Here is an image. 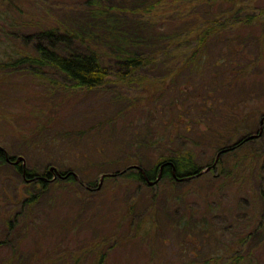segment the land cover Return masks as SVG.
Instances as JSON below:
<instances>
[{
	"label": "rangeland",
	"instance_id": "374dc122",
	"mask_svg": "<svg viewBox=\"0 0 264 264\" xmlns=\"http://www.w3.org/2000/svg\"><path fill=\"white\" fill-rule=\"evenodd\" d=\"M83 1L0 0V60H7L6 38L21 46V34L77 17L75 8ZM227 5L219 0L209 9ZM235 6L247 7L252 19L235 38V32L227 35L235 39L236 66L212 62L200 75L160 71L147 74L148 86H110L120 103L108 88L68 90L54 76L50 88L26 72L0 71V147L8 156L23 157V169L35 170L48 184L29 205L26 199L41 185L29 186L13 165H0V264H97L100 254V264H229L234 255L240 264H264L262 140L223 156L224 172L205 179L154 187L121 176L101 180L106 171L133 165L149 170L174 153H192L204 168L215 159L217 137L231 144L257 135L264 118V0H235ZM225 43L212 41L210 61ZM213 81L225 87L215 91ZM172 82L182 91L170 89ZM42 125H53L44 134L51 143L69 134L70 140H62L68 145L45 146L37 139L27 150L25 141ZM132 130L149 132L145 148L133 147ZM50 167L54 171L44 176ZM67 169L76 182L55 184ZM187 221L201 226L189 232ZM258 226L256 235L245 238Z\"/></svg>",
	"mask_w": 264,
	"mask_h": 264
},
{
	"label": "trees",
	"instance_id": "16d2710c",
	"mask_svg": "<svg viewBox=\"0 0 264 264\" xmlns=\"http://www.w3.org/2000/svg\"><path fill=\"white\" fill-rule=\"evenodd\" d=\"M217 1L219 0H84L78 8H75L78 13L77 17L63 18L54 22V26L36 27L31 33L21 34L17 37L21 41V46L15 47L10 43L11 41L9 42L11 38H6L8 44L3 54L7 55V60H0V71L26 72L36 78L39 83L50 88L56 84L52 79L53 76L61 77L66 82L65 88L68 90L70 88L85 90L108 88L109 93L113 95V102L120 103L121 95L115 92L117 89L112 88L116 86L118 90L124 91L136 85L146 86L150 73L161 71L162 76L172 73L178 77L181 72H184L183 69L189 74L200 75L201 71L210 67L209 63L212 62L220 64L230 62L236 66L238 64H236V56L232 57L236 51L235 39H229L227 35L229 32H235L232 35L235 38L236 31L247 26L242 23H250L252 19L248 12L249 9L236 7L235 0H222L224 4H228L225 8L210 11L209 8ZM228 1L230 3H227ZM213 40L226 43L219 57L210 61L209 46ZM213 69L215 68L210 71L215 74L216 71ZM233 69L234 67L227 68V70ZM216 83L213 81L211 84L215 91L217 88L225 87L224 83L214 87ZM175 84L173 83L170 89L176 88L177 92L182 91ZM51 129H54L53 125L50 128L42 125L35 129L31 140L25 141L26 149L32 150V144L40 143L37 139H41L45 146H53L57 143L64 144L62 140L70 138L69 134L66 136L62 134L58 139L59 142L55 140L51 143L48 137L44 136L45 131H52ZM108 133L110 137L111 131ZM254 133L259 134V127ZM58 134L60 135V132ZM222 134H219V138L223 136ZM129 135L131 139H136L134 141L136 143L132 144L137 149L140 143H142V148H145L150 137L149 132H143L140 136L139 132L136 133L133 130ZM73 138L80 140L77 136ZM244 138L227 144L225 141L227 139H224V142L217 137L214 141L217 146L216 153L221 149H229L221 155L214 168L217 174L224 172L225 161L222 162V157L237 152L247 141H250L244 142ZM252 140H262L264 143V129L260 136ZM73 148L76 149L74 144ZM9 158L15 159L13 155ZM137 162H140L139 159ZM166 162L171 164L163 166L161 178L156 185L183 183L173 177L172 168L175 169L177 178L197 175L203 169L196 164L192 153L168 154L160 157L151 169L145 170L147 179L154 181L158 176L160 165ZM213 162L214 159L205 167L212 165ZM4 164L9 165L10 163L6 162L1 154L0 165ZM142 165H144L143 161ZM13 168L26 179L29 186L41 185L38 192L30 193L26 199L29 205L33 204L41 192L47 189V182L38 177L35 170L23 169L20 163L13 165ZM124 169L128 167H124L123 170L106 171L103 174H112L111 177H125L131 182L149 187L155 186L148 185L139 170L130 168L124 171ZM68 172L71 170H61L59 174L65 175ZM211 173L213 174L214 171L204 173L194 180L205 179ZM43 175L48 177L51 172L45 169ZM54 182L55 184L72 183L76 182V179L70 175L66 179L57 177ZM93 185L96 184H89V187ZM186 224L189 232L196 230L198 225L201 226L200 224L191 225L190 221ZM260 228L258 226L256 231L248 232L245 238L256 235ZM260 232L264 238V229ZM216 260L219 261L221 258L217 257ZM102 261L103 257L100 254L97 264ZM240 262L239 257L234 255L230 258L229 264H240ZM203 264H209V260H204Z\"/></svg>",
	"mask_w": 264,
	"mask_h": 264
},
{
	"label": "water",
	"instance_id": "95a60500",
	"mask_svg": "<svg viewBox=\"0 0 264 264\" xmlns=\"http://www.w3.org/2000/svg\"><path fill=\"white\" fill-rule=\"evenodd\" d=\"M263 121H264V118H262V119L260 120V125L263 123ZM260 134H261V130H260L259 135H260ZM254 137H257V135H252V136L248 137V139H252V138H254ZM226 150H228V149H222L221 151L218 152V154L216 155L215 163L217 162L219 156H220L222 153H224ZM0 152H4V150H3L1 147H0ZM6 160H7V162H11V163L14 164V165H17V164H19V163L21 162V167H22V168L24 167V159H23V157L18 156V157H16L13 161H10L9 158H7ZM167 164H171V163H170V162H166V163H163V164L160 166V173L158 174L157 178H156L154 181H149V180L147 179L146 174H145V171H144L141 167H139V166H137V165H133V166H130V167H128V168H129V169H130V168H132V169H138V170L142 171V174L144 175L145 180L147 181V184H148V185H154V184H156V183L160 180V178H161V174H162V173H161L162 168H163L164 165H167ZM210 168H211V167H208V168L204 169L203 171H201V173H204L205 171L210 170ZM49 171H50V172L54 171V168L50 167ZM173 173H174V171H173ZM201 173H200V174H201ZM174 174H175V173H174ZM70 175L73 176L74 178H77L76 175H75L73 172H68V173H66L65 175H60V174H58V177H61V178L64 179V178H67V177L70 176ZM105 176H112V174H103V175L101 176V180L104 179ZM188 179H189V177L177 178V181H186V180H188Z\"/></svg>",
	"mask_w": 264,
	"mask_h": 264
},
{
	"label": "flooded vegetation",
	"instance_id": "af4514ba",
	"mask_svg": "<svg viewBox=\"0 0 264 264\" xmlns=\"http://www.w3.org/2000/svg\"><path fill=\"white\" fill-rule=\"evenodd\" d=\"M262 119V117L260 118V120ZM260 120H259V133H260V130H261V133L263 132V128H262V125L264 124V121H263V123L260 125ZM258 135L259 134H257V137H258ZM250 136H252V135H249V136H247V137H245V140L247 141V140H252V139H254V138H256V137H254V138H252V139H248V137H250ZM228 149V148H227ZM222 150V149H221ZM221 150H219V151H221ZM229 150V149H228ZM228 150H226L225 152H227ZM218 151V152H219ZM218 152L216 153V155L218 154ZM3 155L4 156V158H5V160L7 159V158H9V156L5 153V152H0V155ZM223 154V153H222ZM221 154V155H222ZM221 155L219 156V158L221 157ZM219 158H218V160H217V162L215 163V160H216V156H215V159H214V162H213V164L212 165H210V166H207V167H205V168H203L201 171H203L204 169H206V168H208V167H211L210 168V170H208V171H205L204 173H209V172H213V171H215L214 170V168H215V166L218 164V162H219ZM9 160L10 161H13V160H11L10 158H9ZM6 162H7V160H6ZM8 163H10V164H12L11 162H8ZM12 165H14V164H12ZM162 165V164H161ZM160 165V166H161ZM163 169V168H162ZM138 170V169H137ZM140 171V170H139ZM173 171H174V173H175V169L174 168H172V174H173V177L177 180V177H176V175L173 173ZM201 171L199 172V174H197V175H193V176H190L189 177V179L188 180H186V181H179V182H188V181H190V180H193V179H195V178H197V177H199L200 175H202V174H204V173H201ZM141 172V174H142V171H140ZM159 173H160V167H159ZM158 173V174H159ZM161 173H162V171H161ZM201 173V174H200ZM145 174H146V172H145ZM143 175V174H142ZM162 175V174H161ZM143 177H144V175H143ZM145 178V177H144ZM157 178V177H156ZM147 182V181H146Z\"/></svg>",
	"mask_w": 264,
	"mask_h": 264
}]
</instances>
